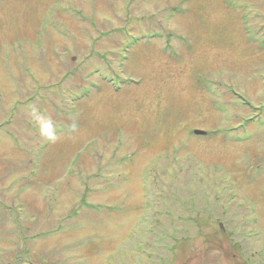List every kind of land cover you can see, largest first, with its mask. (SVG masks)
<instances>
[{
    "label": "rangeland",
    "instance_id": "1",
    "mask_svg": "<svg viewBox=\"0 0 264 264\" xmlns=\"http://www.w3.org/2000/svg\"><path fill=\"white\" fill-rule=\"evenodd\" d=\"M191 176L216 206L182 230ZM250 228L264 0H0V264H241Z\"/></svg>",
    "mask_w": 264,
    "mask_h": 264
},
{
    "label": "trees",
    "instance_id": "2",
    "mask_svg": "<svg viewBox=\"0 0 264 264\" xmlns=\"http://www.w3.org/2000/svg\"><path fill=\"white\" fill-rule=\"evenodd\" d=\"M167 175H169V174H167ZM169 176H171V174ZM193 183H194V179L191 176L190 179H188L186 182H184V186H170L169 187L170 189L167 191L168 194L165 196V197L168 196V197L172 198L173 201L175 199V201L178 204H180L183 208H188V209L193 208L192 211H188V214H187L188 220L186 222L187 226H185L182 230H186L189 227H190V229L191 228L196 229V227H198V218L203 217V215L201 213L205 210V208L208 207L209 210H212V208H214L216 206V203L210 200V198H212V199L216 198V197H214L215 192H216L215 189H213L214 190L213 192L211 190L209 192L210 194L207 195V192L201 191L199 188L194 187ZM214 184H215V182H214ZM180 194H181V196H180ZM198 201H201L200 206L196 205V203ZM5 211H8V210L4 208L2 210V213L6 214L7 212H5ZM9 211H12V210L10 209ZM228 212L229 211L227 210V212H226L227 215H228ZM6 215L8 218V216L10 214H6ZM184 216L185 215H183V214H179V216L176 218L177 221L180 220ZM231 219H232V217H231ZM171 221H172V219H171ZM2 222H5L4 218H3ZM237 224H238V222H236L234 220L231 222V225H233V226H236ZM168 227L173 228L175 231L176 226H168ZM159 228H161L160 234H162V236H158V233L156 232L157 238H158L157 241H159V242L163 241L167 237L170 239H173V235H171V236L167 235L166 236V232H165L166 227L160 226Z\"/></svg>",
    "mask_w": 264,
    "mask_h": 264
},
{
    "label": "flooded vegetation",
    "instance_id": "3",
    "mask_svg": "<svg viewBox=\"0 0 264 264\" xmlns=\"http://www.w3.org/2000/svg\"><path fill=\"white\" fill-rule=\"evenodd\" d=\"M220 230L225 231L223 226H220ZM253 230L251 229V238H241L233 244L235 246V257L239 256L241 258V264H264V239L258 238L260 237V233Z\"/></svg>",
    "mask_w": 264,
    "mask_h": 264
},
{
    "label": "water",
    "instance_id": "4",
    "mask_svg": "<svg viewBox=\"0 0 264 264\" xmlns=\"http://www.w3.org/2000/svg\"><path fill=\"white\" fill-rule=\"evenodd\" d=\"M195 134H197V135H204L205 133L202 132V131H195Z\"/></svg>",
    "mask_w": 264,
    "mask_h": 264
}]
</instances>
